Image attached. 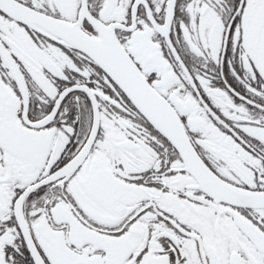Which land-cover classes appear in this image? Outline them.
I'll return each instance as SVG.
<instances>
[{"label":"snow or ice","instance_id":"snow-or-ice-1","mask_svg":"<svg viewBox=\"0 0 264 264\" xmlns=\"http://www.w3.org/2000/svg\"><path fill=\"white\" fill-rule=\"evenodd\" d=\"M0 264H264V0H0Z\"/></svg>","mask_w":264,"mask_h":264}]
</instances>
